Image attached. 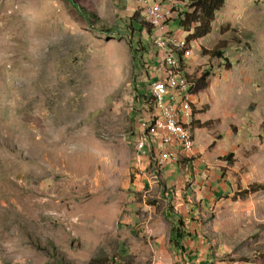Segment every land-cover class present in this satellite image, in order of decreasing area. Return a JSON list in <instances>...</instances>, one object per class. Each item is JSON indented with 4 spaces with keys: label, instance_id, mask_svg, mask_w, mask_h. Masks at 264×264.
I'll use <instances>...</instances> for the list:
<instances>
[{
    "label": "rangeland",
    "instance_id": "1",
    "mask_svg": "<svg viewBox=\"0 0 264 264\" xmlns=\"http://www.w3.org/2000/svg\"><path fill=\"white\" fill-rule=\"evenodd\" d=\"M134 12L136 0H0V264H264V191L239 198L264 185V0H225L200 40L165 33L188 46L189 75L210 71L181 109L209 128L199 163L160 175L138 148L157 139L142 104L166 78L156 32L139 36L140 60L99 32ZM219 44L222 59L202 55Z\"/></svg>",
    "mask_w": 264,
    "mask_h": 264
},
{
    "label": "trees",
    "instance_id": "2",
    "mask_svg": "<svg viewBox=\"0 0 264 264\" xmlns=\"http://www.w3.org/2000/svg\"><path fill=\"white\" fill-rule=\"evenodd\" d=\"M72 1V0H71ZM156 3H160L161 6H166L169 3H173L175 5L173 12L175 13V16L173 19L169 20L171 23L168 26L173 25V28L175 27L177 31H180L184 34H188V37L186 39L187 43L190 42L191 39L194 40H200L206 36H208L211 33V27L212 23L215 21V15L222 11L225 7V0H154ZM113 29H107V28H101L99 29V32H102L106 35L115 34L117 36H123L126 39V44L128 46L129 51L132 54V57H139V60L143 58L145 54H147L146 49L144 46L139 42V36L143 31H145V34L149 37H152L154 29L150 26V24L146 21V17H142L138 12H134L131 17L129 18H120L118 24H116ZM172 27V26H171ZM174 34H168L165 35V38L167 36H171ZM155 48L162 49L165 56L168 54H172L176 64L173 65H167V59L164 62L163 68L165 69V72L176 74L178 77V80L182 82L186 89L181 90L180 85L178 88L181 90L182 94L180 96L184 97L188 94L196 95L198 96L199 92L205 91L207 88V79L210 77V71L209 69L201 71L198 74H195L191 76L186 72L187 65L184 63V60L186 58V54L190 52L188 46L185 49H177V48H168V50L164 48H159L157 46V42L159 38H156ZM169 51V53H168ZM224 48L222 44L218 45L214 48L212 51L204 50L201 48L202 55L209 58H215V59H222ZM180 65V66H179ZM184 77V78H183ZM182 78V79H181ZM192 89H191V88ZM192 93H191V92ZM185 93V94H184ZM149 100V98H148ZM148 100L142 101V104L145 105L148 104ZM191 108L194 110L197 106H193V104L190 105ZM141 115V114H140ZM200 115V113H194V115L191 118V121L189 123V126H185L188 128L192 133V142L195 144V133L198 130V127L200 129H207L209 128L208 123H199V119H196V116ZM147 117V123L149 126H153L154 124L151 122V115L150 111L148 113L146 112ZM194 134V135H193ZM151 136V132L149 133ZM144 140H152V138H148L149 136H144ZM153 137V136H151ZM142 140V139H141ZM147 147H149L147 145ZM146 147H144L145 150ZM146 151H148L146 149ZM194 155H191L189 157H184L181 159H177V161L169 163L174 164L180 169H184L186 166L191 165L192 158ZM233 155L228 154L224 157H221L219 159L220 162L225 163L229 168L234 164L233 161ZM150 170H152L153 174L156 173L157 175H160V167L156 165L155 162L152 163ZM156 175V177H157ZM159 178V177H158ZM155 178L156 182L157 179ZM264 191V185L261 184H253L248 189H244L239 195L240 199H246L249 195H252L254 193ZM188 203L189 200L187 201ZM188 206V204H185ZM196 204H193L191 207L196 208ZM198 208V206H197ZM172 216L176 218L174 221L176 224L173 229V235L174 237L170 240L174 246V248H181V241L184 240L185 237H189L187 232L184 231V224L181 220V217L179 214L175 213L173 210L171 211ZM183 252V251H181Z\"/></svg>",
    "mask_w": 264,
    "mask_h": 264
},
{
    "label": "bare ground",
    "instance_id": "3",
    "mask_svg": "<svg viewBox=\"0 0 264 264\" xmlns=\"http://www.w3.org/2000/svg\"><path fill=\"white\" fill-rule=\"evenodd\" d=\"M145 5L150 8H159L155 4L154 0H145ZM173 7H174V4L169 6L168 9L171 10ZM172 39H173L172 35L167 36V38H165V40H172ZM157 46L159 48H164L166 50H168V48L170 47L177 48L179 50L185 49L184 41H179L176 38L174 42H164V43H160V39H159L157 42ZM169 57H170V60L168 59ZM174 58L172 54H168L166 56L167 65L169 64L171 66L173 64H176ZM182 84L183 83L178 80V77L176 74H172V73L169 74L167 72H166L165 79L157 81V86L164 87V90L169 95L167 96V105H171V109L158 108V116L164 117L165 122H158L157 131L159 134H167V141H165V145H160V151L162 153L158 154V164L159 165H160L159 162H165L168 159H169V163H171L172 161L173 162L177 161V158L180 159L181 157L189 156L192 153V150L194 149V144L192 142L193 136L191 133L193 131L190 132V130L185 127L186 124L183 121V117L181 113V109L183 105L182 104L183 98L186 96H190L191 94H188L180 98L182 94L181 90L186 89L185 85L183 84V86L181 87V90H179L178 87ZM178 97H179V102H175V98H178ZM151 122L154 124L153 126H156V118H151ZM151 136L155 137L157 136V133L151 132ZM152 140H155V139H152ZM147 145L148 143L144 139H142L139 142L138 148L139 149L142 148V152L145 153L146 150H144V147Z\"/></svg>",
    "mask_w": 264,
    "mask_h": 264
},
{
    "label": "built area",
    "instance_id": "4",
    "mask_svg": "<svg viewBox=\"0 0 264 264\" xmlns=\"http://www.w3.org/2000/svg\"><path fill=\"white\" fill-rule=\"evenodd\" d=\"M137 3L143 8L144 16L146 21L156 32L155 38H160V43L164 42H174L176 34L172 40H165V33L168 32L167 25L164 24L173 19L175 13L173 10H169L167 7L160 6L159 8H150L145 5V0H136ZM167 96H169L164 87L157 86V80L152 82L149 89V100L148 103L151 107L150 115L151 118H156V126H143V133L146 132H155L157 133V140H145L149 146L150 159L152 162H158V153L160 152V145H165L167 141V134H159L157 131L158 122H165L164 117L158 116V108L171 109V105H167ZM175 102H179V97L175 98ZM187 119H185L186 122ZM173 122V121H172ZM141 126V125H138ZM160 163V170H162L167 164H169V159L165 162ZM193 264V263H192Z\"/></svg>",
    "mask_w": 264,
    "mask_h": 264
},
{
    "label": "crops",
    "instance_id": "5",
    "mask_svg": "<svg viewBox=\"0 0 264 264\" xmlns=\"http://www.w3.org/2000/svg\"><path fill=\"white\" fill-rule=\"evenodd\" d=\"M168 30H170L171 32H174V33H176L177 35H182L181 33L182 32H180V31H177L175 28H173V27H171V26H169V29ZM181 38V37H180ZM182 109L184 110V108H183V105H182ZM184 112H185V110H184ZM192 115H194V113H191V118H192ZM182 117H183V121H184V123L187 125V126H189L186 122H185V116L182 114ZM197 119V118H196ZM199 122H200V124H202L201 123V119L199 120ZM198 130H201L200 128L198 129ZM197 130V131H198ZM196 131V132H197ZM195 153H199L198 152V150H195ZM195 153H194V156L192 157V158H190V159H192L193 161L191 162V164H193V163H199L200 162V160L199 159H196L197 158V156L195 155ZM191 155V154H190ZM189 155V156H190ZM192 155H193V153H192ZM189 156H185V157H189ZM181 158H184V157H181ZM180 158V159H181ZM205 168V167H204ZM175 173V172H174ZM180 185L182 184V182L181 183H179ZM148 186H150L149 184H148ZM192 261V263H193V260H191ZM194 264V263H193Z\"/></svg>",
    "mask_w": 264,
    "mask_h": 264
},
{
    "label": "clouds",
    "instance_id": "6",
    "mask_svg": "<svg viewBox=\"0 0 264 264\" xmlns=\"http://www.w3.org/2000/svg\"><path fill=\"white\" fill-rule=\"evenodd\" d=\"M154 82V81H153Z\"/></svg>",
    "mask_w": 264,
    "mask_h": 264
}]
</instances>
